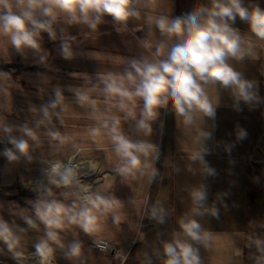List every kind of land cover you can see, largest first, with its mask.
<instances>
[{
  "label": "clouds",
  "instance_id": "clouds-1",
  "mask_svg": "<svg viewBox=\"0 0 264 264\" xmlns=\"http://www.w3.org/2000/svg\"><path fill=\"white\" fill-rule=\"evenodd\" d=\"M161 0H0V38H7L12 48L27 58L30 51L34 62L46 65L48 53L42 48V33H47L52 41L57 40L55 25L63 19L67 24H82L93 32L110 17L116 30L127 31L130 21L146 16L148 37L139 41L141 47L150 52L149 56L130 58L122 73L100 74L103 87L94 86L85 91L69 88L77 102L90 105L92 118L97 126L89 129L96 140L102 134L111 144L114 156L112 171L128 178L137 174L147 175L149 179L156 175V169L150 163L158 149L145 139H132L122 128L124 121H134L137 133L147 137L152 134V124L160 115L161 109H168L176 117L178 128L185 130L205 118L214 120L218 107L219 89L231 93L233 106L239 110V102L249 107L262 103L257 82L246 79L241 71L233 67L231 61H244L258 58V48L264 49V8L258 3L245 4V0H208L194 6L191 11L173 16L157 12ZM237 18L248 25L249 32L241 34L233 25ZM153 27L159 33L156 39ZM63 32V30H61ZM72 37H60V56L65 60L75 57L70 40ZM6 74L0 73V76ZM99 91L106 103L117 108L124 115L102 113L97 101L89 92ZM64 95L55 89V99L39 109L41 118L35 121L36 127L44 126L51 142L58 145L57 150L71 144L73 151L64 159L45 161L43 169L46 183L39 182L36 188L38 199L32 204L35 216L44 225V235L33 245L36 264H53L56 249L63 250L68 260L83 257L80 241L67 246L62 242L60 232L70 226H76L83 233L98 237L103 231V220L111 215L114 224L122 221L121 201L108 192L110 183L93 190L92 185L83 181V177L104 171L101 164L92 159H77L84 150L72 142V138L59 130H52L54 118L63 124ZM60 107L61 111H57ZM109 109V111H110ZM52 126V128H49ZM14 131L21 133L13 135ZM237 139H244L247 133L237 127ZM212 139L210 131L200 130L196 142ZM30 141L32 143H30ZM8 143L3 155L9 162L21 157L31 162L32 150L40 144V136L33 128L11 126L0 120V143ZM229 146L226 145V149ZM208 152L201 146L193 151L191 159L200 161L203 171L215 175L208 166L204 154ZM53 188L63 189L59 193L63 200H71V205L55 198ZM47 197V198H45ZM191 214L178 220L179 230L172 232L169 240L161 241V250L157 256L163 264H202L201 248L207 249L212 235L205 230L195 217L209 214L218 218L215 206H207V190L201 185L190 192ZM151 219L164 222L165 210L153 206L149 212ZM30 228L36 224L24 217ZM264 226V225H262ZM27 229L14 221L0 217V242L16 264H27L30 258L23 250ZM100 250L107 251L108 245L95 240ZM54 245L56 247H54ZM246 247L252 264H264V237L249 236ZM254 249V251H253ZM3 249H0V253ZM237 256L243 255L237 249ZM119 257L120 254L117 253Z\"/></svg>",
  "mask_w": 264,
  "mask_h": 264
},
{
  "label": "crops",
  "instance_id": "crops-1",
  "mask_svg": "<svg viewBox=\"0 0 264 264\" xmlns=\"http://www.w3.org/2000/svg\"><path fill=\"white\" fill-rule=\"evenodd\" d=\"M207 2L161 0L157 12L177 16L191 11L197 4ZM249 3H258L264 8V0H245V4ZM105 19L108 22L99 25L94 32L85 25H69L61 19L55 25L56 41L50 40L47 33H42V48L48 53L47 64L31 75L22 76V83L28 89L20 91L18 95L27 106L21 114H24L25 119L29 117L30 108L36 114V119H40V107L55 99V89L59 88L65 98L64 120H72V129L81 126L90 136L89 129L97 126V121L92 118L93 109L90 105L78 103L74 93L68 89L71 87L88 91L97 85L102 88L98 78L100 74L122 73L130 58L150 57V52L139 43L149 38L143 12L140 20L129 22L127 31L118 32L111 18ZM233 26L242 35L249 32L248 25L239 18ZM153 32L156 39H159V33L154 27ZM61 35L74 38L70 40L75 53L72 60H65L59 54ZM257 52L256 59H245L242 62L233 60L231 63L246 79L257 82L259 95L264 101V49L258 48ZM27 56L34 59L31 52ZM89 94L97 101L100 112L123 117L124 114L117 108L110 109L98 90L90 91ZM216 95L219 103L215 119L197 121L187 130L177 127L170 105L168 109L160 110V115L152 124V134L147 137L136 132L134 121L122 119L123 130L132 139H145L157 146V153L149 158L156 169V175L151 179L140 174L135 178H125L112 171L115 158L111 144L103 134L98 137L99 144L96 145L98 149L94 157L104 171L100 172L101 181L95 188L110 183L108 192L122 204L119 210L122 221L116 225L109 215L103 220V231L98 237L89 236L73 225L72 242H81L84 255L72 261V264H95L89 256L93 251L88 248H93L96 239H107L123 253H129L127 264H163L162 258L157 256L161 250V241L169 240L172 232L179 230L178 220L191 214L193 205L190 192L201 185L207 190V206H215L219 211L218 218L209 214L195 217L212 235L209 247L201 248L202 264L245 263L244 250L250 222V173L254 168L253 163L264 156V102L249 107L241 101L237 110L233 106L230 91L219 89ZM29 102L33 103L32 106L28 105ZM57 111H61V108L58 107ZM58 121L55 118L53 120L54 123ZM237 127L246 131V138L237 139ZM200 130L212 133V139L203 141V145L196 142ZM201 146L208 149L204 159L214 169L215 175L206 174L200 161L191 159L192 152ZM17 165V162H9L6 157L0 162V184L9 186L18 183L19 179L23 180L28 172L19 170ZM153 206L165 210L163 223L150 218L149 212ZM12 212L0 208V217L10 218ZM237 249L242 250L243 255L237 256ZM110 263L111 259L103 264Z\"/></svg>",
  "mask_w": 264,
  "mask_h": 264
},
{
  "label": "rangeland",
  "instance_id": "rangeland-1",
  "mask_svg": "<svg viewBox=\"0 0 264 264\" xmlns=\"http://www.w3.org/2000/svg\"><path fill=\"white\" fill-rule=\"evenodd\" d=\"M28 53L30 55V51ZM31 61H34V59L31 60L29 56L25 58L17 53L12 48L7 38H0V73L6 74L0 76V120H3L4 123L11 126L27 125L37 131L40 136L39 146L34 147L31 153L33 160L29 162L21 157L16 161L19 170L28 172L27 175L22 178L23 180L19 179L18 183L9 186L0 184V208H2V210H13L12 216L5 219L9 222L14 221L20 227L27 229V243L24 244L23 250L26 255L30 257L27 264H36V258L32 257L31 254L35 252L33 245L44 235V225L42 227L39 219L35 216L32 204L29 202H34L38 199V193L36 191L38 183L41 181L46 183L43 169L47 165L44 162L55 159L66 160L67 157L71 155L73 148L72 145L69 144L64 146L62 150H57L59 146L50 141V138L46 135L47 129L44 126H40L39 128L36 127V114L31 108L28 113V119H25L24 114L21 115L22 112L26 111L27 106L24 103L25 100H21L18 95L20 91L28 89L25 84L22 83V76L31 75L34 71L42 67V64H30L32 63ZM25 78H27V76H25ZM32 104V102H29L28 105L32 106ZM53 124L55 127L52 128V126H49V128H52V130H59L62 134L71 137L72 142L84 150L77 157L78 160L92 159L98 161L94 157V152L98 149L96 145L99 144V138L93 140L92 137L85 133L81 126L72 129V120H63V124L59 121L55 123L53 122ZM13 135L20 136L21 133L14 131ZM30 143L32 142L30 141ZM6 147L11 148L12 146L6 142L0 143V162L5 160L3 152ZM253 165L254 168L251 171L252 177L250 189L252 204L250 208V222L248 225L246 245L249 236L264 237V226H262L264 225V156L262 159L256 160ZM83 181L92 185L94 190L101 181V174L100 172L93 173L91 176L83 177ZM61 191H63V189L53 188L55 198L71 205V200H63V197L59 195ZM24 217L31 218L36 224V227L30 228L25 222ZM60 237L66 246L72 243V226L67 227L60 232ZM110 243L115 247L116 252L101 253L96 251L94 247V249L89 247L88 250L93 251L89 255L90 260L95 264H103L109 259L112 260V263L110 264H127L129 253H123L116 244L112 242ZM54 247L56 246L54 245ZM0 249H3V252L0 253V264H16V261L12 259L11 254L7 253V248L2 242H0ZM117 253L120 254L119 257H116ZM244 257V264H252V261L249 259V249L246 246ZM53 264H72V260L66 259L63 250L57 248ZM77 264H81V262H78Z\"/></svg>",
  "mask_w": 264,
  "mask_h": 264
},
{
  "label": "built area",
  "instance_id": "built-area-1",
  "mask_svg": "<svg viewBox=\"0 0 264 264\" xmlns=\"http://www.w3.org/2000/svg\"><path fill=\"white\" fill-rule=\"evenodd\" d=\"M100 240H102V241H104L107 245H108V249H107V251H101L100 250V248H98L97 246H96V243L93 245V247L97 250V251H99V252H101V253H106V252H116V250H115V247L110 243V242H108L107 240H105V239H100ZM116 257H117V254H116Z\"/></svg>",
  "mask_w": 264,
  "mask_h": 264
},
{
  "label": "trees",
  "instance_id": "trees-1",
  "mask_svg": "<svg viewBox=\"0 0 264 264\" xmlns=\"http://www.w3.org/2000/svg\"><path fill=\"white\" fill-rule=\"evenodd\" d=\"M1 69H5V68H1ZM251 177H252V174L250 173V179H249V188L250 189H251ZM251 204H252V198L250 197V199H249V209L251 208Z\"/></svg>",
  "mask_w": 264,
  "mask_h": 264
},
{
  "label": "bare ground",
  "instance_id": "bare-ground-1",
  "mask_svg": "<svg viewBox=\"0 0 264 264\" xmlns=\"http://www.w3.org/2000/svg\"><path fill=\"white\" fill-rule=\"evenodd\" d=\"M91 175H92V174H91ZM91 175H90V176H91Z\"/></svg>",
  "mask_w": 264,
  "mask_h": 264
}]
</instances>
